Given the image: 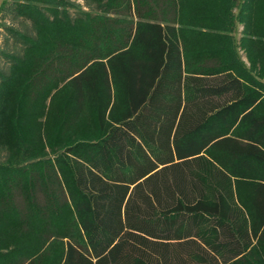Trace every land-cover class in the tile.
<instances>
[{"label":"trees","instance_id":"1","mask_svg":"<svg viewBox=\"0 0 264 264\" xmlns=\"http://www.w3.org/2000/svg\"><path fill=\"white\" fill-rule=\"evenodd\" d=\"M84 2L13 0L0 264H238L264 236V0ZM54 92L94 138L16 157L2 139Z\"/></svg>","mask_w":264,"mask_h":264},{"label":"rangeland","instance_id":"2","mask_svg":"<svg viewBox=\"0 0 264 264\" xmlns=\"http://www.w3.org/2000/svg\"><path fill=\"white\" fill-rule=\"evenodd\" d=\"M71 1L80 4L84 11L88 10L85 7L84 0ZM12 7L13 0H0V49L13 53L18 51L21 46L11 37L6 27L18 29L20 31H30L31 24L29 21L21 18L15 19L14 15L10 12ZM233 12L238 13V8ZM72 13H75L74 10H72ZM259 18L260 22L261 17ZM244 28L245 26L243 24L237 25L236 37L238 43L241 42ZM261 40L264 41V38ZM239 53L242 60L248 67L254 66L253 63L248 60L247 54L243 49L239 48ZM261 63L262 65L264 64V56L262 57V55L260 56L259 63L254 66V74L257 76V80L263 84L262 86L264 87V67H261ZM8 66V60L0 56V69H7ZM56 94L54 92L48 99L46 103V113H44L41 118L38 119L37 117L34 122L26 121V119H22V117L19 118L17 128L15 127L16 131H13V134L8 133V137L5 136L2 139V141H14V144L18 147L15 149L16 157L22 158L26 155L25 159L30 160L33 159L34 155L40 154V152H42V155H47L48 157L52 154V151H55L58 147L63 146L67 142H71L67 141L70 136L76 140L80 138H90L95 134V132H93L95 123L93 120H90V117L85 116L79 124L72 125L70 127L66 125V128L63 126L64 119L60 113H58L56 118H53L52 113H50V109L64 104L66 100L65 93L62 95ZM2 132L3 130L0 131V134H2ZM54 251L56 252V250ZM51 261L52 258L47 259L44 264H52ZM238 264H264V236L253 249L244 255L243 259L239 261Z\"/></svg>","mask_w":264,"mask_h":264}]
</instances>
